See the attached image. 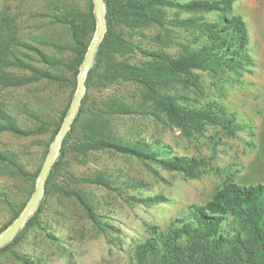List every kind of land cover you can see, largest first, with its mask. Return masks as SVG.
<instances>
[{"label": "trees", "instance_id": "16d2710c", "mask_svg": "<svg viewBox=\"0 0 264 264\" xmlns=\"http://www.w3.org/2000/svg\"><path fill=\"white\" fill-rule=\"evenodd\" d=\"M236 1L104 0L106 31L78 113L49 171L39 205L16 237L0 247V264L9 256L21 264H48L35 249L26 250V245L36 231L57 245L60 237L49 223L51 215L59 213L51 207L54 198L74 200L101 232L113 227L84 186H117L102 170L88 175L74 170L103 151L196 173L195 158L173 154L160 139H146L140 132L121 135L116 119L141 115L187 133L225 119L232 122L225 117L223 105L215 101L202 105L192 93L204 88L196 70L221 84L239 81L245 72H252L255 61L248 46V25L241 14L233 12ZM31 15L42 20L45 29L26 36L16 23V14L0 11V134L18 138L48 134V138L38 142L44 145V153L34 171L25 151L0 144V207L9 212L0 234L35 191L50 145L72 104L96 29L93 0L85 4L55 0ZM120 85L126 86L124 92H106ZM25 89L30 90L25 94ZM6 176L29 183L27 195L21 198L8 187L2 180ZM126 195L125 199L141 202L163 197ZM151 228L150 235L136 245L130 264H264V181L243 183L229 175L203 204L190 205L184 216L173 218L164 228Z\"/></svg>", "mask_w": 264, "mask_h": 264}, {"label": "rangeland", "instance_id": "374dc122", "mask_svg": "<svg viewBox=\"0 0 264 264\" xmlns=\"http://www.w3.org/2000/svg\"><path fill=\"white\" fill-rule=\"evenodd\" d=\"M54 1L0 0V11L16 14L21 33L29 36L45 29L43 21L31 15L32 11L45 8ZM78 1L86 3V0ZM233 8V12L241 14L248 25V46L255 61L252 72H245L239 81L221 84L206 72L196 70L204 88L192 93L202 105L212 101L223 105L227 110L225 117L231 118L232 122L227 123L224 118L221 123H210L187 133L170 123L158 124L141 115L116 119L121 135L140 132L146 139H160L173 154L195 158L198 163L196 173L172 171L155 163L148 165L133 156L103 151L93 161L79 164L74 170L85 175L102 170L112 179L113 186H117H84L113 227H108L106 233L101 232L74 200L62 197L56 201L54 198L51 207L58 208L59 213L52 214L49 223L60 237L56 240L57 245L48 243L36 231V236L30 235L26 250L35 249L48 264H130L136 245L150 235L152 225L164 228L173 218L184 216L190 205L203 204L222 187L229 175L243 183L264 181V0H237ZM125 87L113 86L106 92L116 89L121 93ZM29 90L25 89V94ZM47 138L48 134L29 138L0 134V144L8 143L25 151L29 167L34 171L44 153V145L38 142ZM2 180L19 192L21 198L27 195L30 187L25 180L12 176ZM120 180L132 182L133 186L120 184ZM126 193L145 199L156 194L163 197L160 201L141 202L125 199ZM8 220V210L0 207V225ZM5 264L21 263L9 256L5 258Z\"/></svg>", "mask_w": 264, "mask_h": 264}, {"label": "water", "instance_id": "95a60500", "mask_svg": "<svg viewBox=\"0 0 264 264\" xmlns=\"http://www.w3.org/2000/svg\"><path fill=\"white\" fill-rule=\"evenodd\" d=\"M93 2H94V14L96 18V29L93 34L91 43L88 48V52L84 59V62L81 66V71L78 77V85H77L75 95L73 97L72 104L62 123V126L59 132L54 137L50 145L49 152L46 156L44 164L39 173V176L36 182V188H35L33 195L28 200L21 214L12 222V224L9 226V228L5 232L0 234V247L12 241L16 237L20 228L28 219V216L31 213H33L34 210L39 205L40 199L45 191L46 181H47V176L49 174V171L51 170V167L59 153L62 141L65 138L66 134L68 133L71 127V124L78 113L79 106L83 98L85 89H86V79H87L88 73L93 66L97 48L100 42L102 41L105 35V31H106L105 2L104 0H93Z\"/></svg>", "mask_w": 264, "mask_h": 264}]
</instances>
